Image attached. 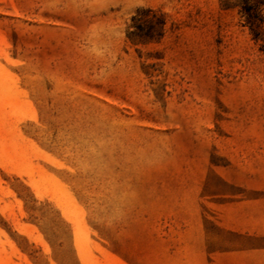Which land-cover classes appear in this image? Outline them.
I'll return each instance as SVG.
<instances>
[{
    "label": "rangeland",
    "instance_id": "obj_1",
    "mask_svg": "<svg viewBox=\"0 0 264 264\" xmlns=\"http://www.w3.org/2000/svg\"><path fill=\"white\" fill-rule=\"evenodd\" d=\"M262 29L238 0H0V264H264Z\"/></svg>",
    "mask_w": 264,
    "mask_h": 264
},
{
    "label": "trees",
    "instance_id": "obj_2",
    "mask_svg": "<svg viewBox=\"0 0 264 264\" xmlns=\"http://www.w3.org/2000/svg\"><path fill=\"white\" fill-rule=\"evenodd\" d=\"M241 4V12L246 15L247 22L250 24L252 30L255 33L256 38H261L262 34V23L264 21L259 6L264 4V0H238ZM264 51V43L261 46Z\"/></svg>",
    "mask_w": 264,
    "mask_h": 264
}]
</instances>
